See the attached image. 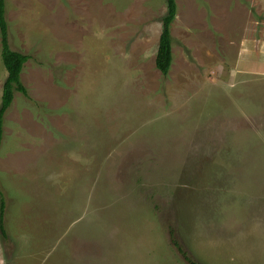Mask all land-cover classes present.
Instances as JSON below:
<instances>
[{"label": "rangeland", "instance_id": "374dc122", "mask_svg": "<svg viewBox=\"0 0 264 264\" xmlns=\"http://www.w3.org/2000/svg\"><path fill=\"white\" fill-rule=\"evenodd\" d=\"M176 3L6 0L0 264H264V0Z\"/></svg>", "mask_w": 264, "mask_h": 264}, {"label": "trees", "instance_id": "16d2710c", "mask_svg": "<svg viewBox=\"0 0 264 264\" xmlns=\"http://www.w3.org/2000/svg\"><path fill=\"white\" fill-rule=\"evenodd\" d=\"M168 12L163 18V28L159 39L158 50L156 54V67L161 71L164 77L168 76L174 60L173 38L171 33V24L177 13L176 0H167ZM0 34L2 38V60L7 70V77L3 84L2 98L0 105V146L4 138L5 114L13 103L14 93L16 91L28 96V90L21 81V72L24 63L29 56L11 48L8 39V21L6 0H0ZM3 192L0 190V229L5 236L4 212L5 200ZM190 264H201L191 258H187Z\"/></svg>", "mask_w": 264, "mask_h": 264}]
</instances>
